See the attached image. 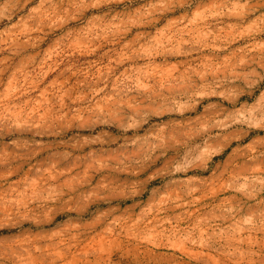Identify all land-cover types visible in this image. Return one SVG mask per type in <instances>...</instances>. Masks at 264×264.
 <instances>
[{
  "label": "rangeland",
  "instance_id": "rangeland-1",
  "mask_svg": "<svg viewBox=\"0 0 264 264\" xmlns=\"http://www.w3.org/2000/svg\"><path fill=\"white\" fill-rule=\"evenodd\" d=\"M0 264H264V0H0Z\"/></svg>",
  "mask_w": 264,
  "mask_h": 264
}]
</instances>
